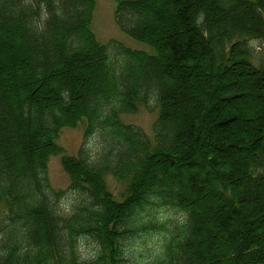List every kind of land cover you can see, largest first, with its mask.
I'll return each mask as SVG.
<instances>
[{
  "label": "trees",
  "instance_id": "obj_1",
  "mask_svg": "<svg viewBox=\"0 0 264 264\" xmlns=\"http://www.w3.org/2000/svg\"><path fill=\"white\" fill-rule=\"evenodd\" d=\"M114 1L155 55L100 44L95 0H0V264H130L154 232L144 264H264V0ZM142 104L160 107L154 138L121 121ZM85 119L65 155L61 132ZM57 155L70 209L50 184Z\"/></svg>",
  "mask_w": 264,
  "mask_h": 264
},
{
  "label": "rangeland",
  "instance_id": "obj_2",
  "mask_svg": "<svg viewBox=\"0 0 264 264\" xmlns=\"http://www.w3.org/2000/svg\"><path fill=\"white\" fill-rule=\"evenodd\" d=\"M96 11L94 15V20L92 23V31L95 33L99 43L102 45H109L111 42L117 43L118 45L123 46L126 49L133 51H142L149 55H155V49L151 46L138 42L123 33L115 21L117 3L114 0H96ZM175 25V21L172 20ZM258 55L264 57V43L254 44ZM7 59L8 63H11V57L8 54ZM0 61H5L4 56L0 55ZM185 91H181V94H184ZM189 100L193 99L192 96H189ZM192 101V100H191ZM192 111H195L192 103L188 104ZM160 114V108L157 107L151 111L145 106H140V111L137 114L128 115L122 118L121 120L125 124L133 125L141 128L149 137L154 135L153 125L158 119ZM88 126V121L85 119L79 126L75 129H65L60 136L58 145L63 147L66 151L65 155L67 156H78L80 148H82L84 133L86 127ZM101 144L100 134H96L87 139L86 148L91 154L96 153ZM62 158L63 155L53 157L49 162V179L50 184L53 189L60 191L66 190L70 186L69 176L65 173L62 167ZM51 173V175H50ZM111 190L119 197L125 191V185L111 178L109 181ZM75 196L72 194L66 195L64 198V203L66 208L70 209L73 205ZM6 211L5 204L0 205V213ZM167 214L168 218L183 220L181 214H176L175 211L168 210L164 212ZM167 219L165 216H163ZM168 220V219H167ZM160 232H154L151 236L144 237L142 239H137L134 243L130 244L131 248L128 251L127 259L130 264H144L148 263L147 256L145 254L146 250H149L151 253H154L157 250L158 245H160ZM82 249L86 251L87 256L92 258L96 246L91 241H85L82 243Z\"/></svg>",
  "mask_w": 264,
  "mask_h": 264
}]
</instances>
